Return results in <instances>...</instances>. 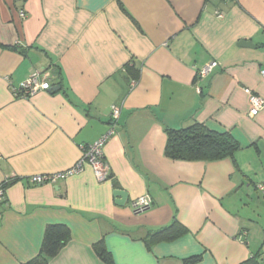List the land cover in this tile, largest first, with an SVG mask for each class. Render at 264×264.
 <instances>
[{"label": "crops", "instance_id": "obj_1", "mask_svg": "<svg viewBox=\"0 0 264 264\" xmlns=\"http://www.w3.org/2000/svg\"><path fill=\"white\" fill-rule=\"evenodd\" d=\"M262 68L264 0H0V183L13 180L0 202V264L35 258L58 223L71 239L50 264H107L101 240L114 264H245L257 254L264 264V108L252 116L245 91L264 98ZM35 70L52 73V89L16 95ZM114 105L108 179L87 166L54 185L28 181L75 165L110 130ZM193 122L230 132L234 159L166 157L165 128ZM115 189L128 192L125 206ZM144 194L152 205L136 211ZM175 220L188 232L149 247Z\"/></svg>", "mask_w": 264, "mask_h": 264}, {"label": "trees", "instance_id": "obj_2", "mask_svg": "<svg viewBox=\"0 0 264 264\" xmlns=\"http://www.w3.org/2000/svg\"><path fill=\"white\" fill-rule=\"evenodd\" d=\"M167 143L166 157L173 160L185 161H217L226 158L234 159L235 153L240 149L239 142L230 132H217L209 129L200 122H193L181 128L166 127ZM13 182L11 180L6 187ZM187 228L179 221L160 228L150 234L149 247L161 240H174L185 235ZM71 239V230L66 224H49L46 227L39 254L32 260L19 264H50L60 250ZM97 254L107 263L114 264L111 253L107 250L105 242L99 241L94 245ZM199 256L188 258L186 264L196 263ZM245 264H263L258 254L249 258Z\"/></svg>", "mask_w": 264, "mask_h": 264}, {"label": "built area", "instance_id": "obj_3", "mask_svg": "<svg viewBox=\"0 0 264 264\" xmlns=\"http://www.w3.org/2000/svg\"><path fill=\"white\" fill-rule=\"evenodd\" d=\"M231 1V0H226ZM22 16H26V12L21 13ZM218 62L215 61L201 69H199V75L201 77L206 76L212 68L216 67ZM261 76L264 80V68L261 69ZM53 77L52 73L48 70H35L33 71L28 78H26L20 85L13 87V92L16 95H19L22 98H29L38 92L49 91L52 89L53 84L51 78ZM134 85V83L132 84ZM245 91L249 95L250 102V114L252 116L258 115L264 108V98L258 96L253 92L251 88H245ZM121 116V107L114 105L111 112V128L99 138L96 142L83 146V154L75 165L71 168L56 172V173H45V174H35L28 178V181L35 185L43 184H56L59 180H66L70 176L79 174L84 171L87 166H90L94 174L99 181H104L109 178V166L104 158V148L111 136H114L117 131V124ZM10 180L0 183V202L5 201L6 199V184ZM259 190L264 195V184L258 186ZM153 199L150 194H144L139 196L134 200V207L136 211H142L152 205Z\"/></svg>", "mask_w": 264, "mask_h": 264}, {"label": "water", "instance_id": "obj_4", "mask_svg": "<svg viewBox=\"0 0 264 264\" xmlns=\"http://www.w3.org/2000/svg\"><path fill=\"white\" fill-rule=\"evenodd\" d=\"M239 45L242 47H256L255 44H253L252 41L249 40H241L239 42ZM57 87H54L53 90H57ZM113 195L115 197V202L117 203V205L119 206H125L127 204L128 201V192L126 190L123 189H115L113 191Z\"/></svg>", "mask_w": 264, "mask_h": 264}]
</instances>
